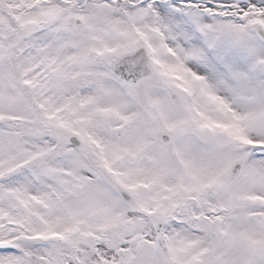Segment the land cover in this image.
<instances>
[{
	"label": "snow or ice",
	"instance_id": "1",
	"mask_svg": "<svg viewBox=\"0 0 264 264\" xmlns=\"http://www.w3.org/2000/svg\"><path fill=\"white\" fill-rule=\"evenodd\" d=\"M0 264H264V0H0Z\"/></svg>",
	"mask_w": 264,
	"mask_h": 264
}]
</instances>
